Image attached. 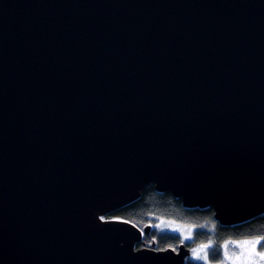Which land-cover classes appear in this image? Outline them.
<instances>
[{
  "label": "water",
  "instance_id": "95a60500",
  "mask_svg": "<svg viewBox=\"0 0 264 264\" xmlns=\"http://www.w3.org/2000/svg\"><path fill=\"white\" fill-rule=\"evenodd\" d=\"M149 183L264 214V0H0V264H186Z\"/></svg>",
  "mask_w": 264,
  "mask_h": 264
},
{
  "label": "trees",
  "instance_id": "16d2710c",
  "mask_svg": "<svg viewBox=\"0 0 264 264\" xmlns=\"http://www.w3.org/2000/svg\"><path fill=\"white\" fill-rule=\"evenodd\" d=\"M141 195L137 200L128 203L126 206L117 209L111 213V216H119L130 220L138 227L152 225L150 237L156 239L157 248L177 247L182 243L180 235L175 232H158L154 225L160 220L175 222L177 224H186L193 227V238L191 241H183L189 247L212 241L213 247L208 250L212 261H219L222 258L221 246L226 241L255 239L258 236H264V214L256 218L245 221V223L235 224L233 226H222L214 218V209L212 207L187 208L181 198H177L169 191H157L153 183L145 185L141 190ZM264 244V241L261 242ZM141 245V244H140ZM138 245L137 247H140ZM260 246V245H259ZM261 248H264L260 246ZM186 264H200L188 259Z\"/></svg>",
  "mask_w": 264,
  "mask_h": 264
},
{
  "label": "rangeland",
  "instance_id": "374dc122",
  "mask_svg": "<svg viewBox=\"0 0 264 264\" xmlns=\"http://www.w3.org/2000/svg\"><path fill=\"white\" fill-rule=\"evenodd\" d=\"M107 217H112V216H107ZM107 217H105L107 219ZM154 228L158 231H168V232H175L180 235L181 241H191L193 238V227L188 226L186 224H177L175 222H168L164 220H160L159 223L154 225ZM189 231H191V235L189 236ZM187 237V238H186ZM246 240H252V239H246ZM235 241H244V240H235ZM227 247L225 248V243L221 246V251H222V258L219 261H212L209 257L207 264H243L242 259L238 260L236 257H239L242 251V248L233 243V241H226ZM206 244V243H204ZM200 245V244H199ZM199 245H193L191 247V255L189 256L188 259H190L192 262L200 263V264H205V261L203 259H197L195 256H193V249H197ZM213 247V244L211 245L210 248ZM249 249L251 248V245L247 246ZM209 248V249H210ZM207 249V251L209 250ZM256 251H264V248H261L259 245L256 248ZM225 252H227V256H225ZM204 255V252H200V256L202 257ZM228 257H231L232 259H229ZM256 260L259 261V264H264V261H261L259 257H256Z\"/></svg>",
  "mask_w": 264,
  "mask_h": 264
},
{
  "label": "snow or ice",
  "instance_id": "6c2138e0",
  "mask_svg": "<svg viewBox=\"0 0 264 264\" xmlns=\"http://www.w3.org/2000/svg\"><path fill=\"white\" fill-rule=\"evenodd\" d=\"M118 219V218H114ZM195 227V226H191ZM189 236L191 235V231H189ZM187 238V237H186ZM264 241V236H258L255 239L252 240H244V241H233V243L239 245L242 248L241 254L239 257H236V259L243 261V264H259V261L256 260V257H259L261 261H264V251H256V248L258 245L264 247V244H261V242ZM227 243L225 242V248L227 247ZM212 245V241L209 240L206 244H200L197 249H193V256H195L197 259H203L205 261V264H207V261L209 259V252L207 249H209ZM251 245V248L249 249L247 246ZM203 251L204 255L201 257L200 252ZM225 256H227V252H225ZM229 259H232L231 257H228Z\"/></svg>",
  "mask_w": 264,
  "mask_h": 264
},
{
  "label": "flooded vegetation",
  "instance_id": "af4514ba",
  "mask_svg": "<svg viewBox=\"0 0 264 264\" xmlns=\"http://www.w3.org/2000/svg\"><path fill=\"white\" fill-rule=\"evenodd\" d=\"M149 237H150V236H149ZM145 238H147V236H146ZM145 238H144V239H145ZM145 240L147 241V239H145ZM190 252H191V247H190ZM191 253H192V252H191ZM188 258H189V257L186 258V261L188 260ZM186 261H185V262H186Z\"/></svg>",
  "mask_w": 264,
  "mask_h": 264
}]
</instances>
